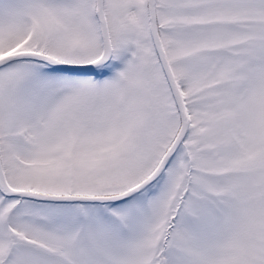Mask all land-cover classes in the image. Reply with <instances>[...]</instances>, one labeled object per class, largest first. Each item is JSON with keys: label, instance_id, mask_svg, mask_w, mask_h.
<instances>
[{"label": "snow or ice", "instance_id": "6c2138e0", "mask_svg": "<svg viewBox=\"0 0 264 264\" xmlns=\"http://www.w3.org/2000/svg\"><path fill=\"white\" fill-rule=\"evenodd\" d=\"M0 264H264V0H0Z\"/></svg>", "mask_w": 264, "mask_h": 264}]
</instances>
